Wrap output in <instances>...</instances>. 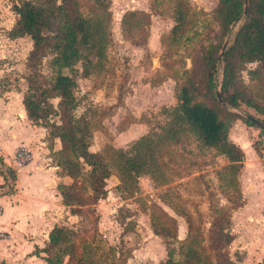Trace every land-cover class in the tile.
Wrapping results in <instances>:
<instances>
[{
	"label": "rangeland",
	"instance_id": "rangeland-1",
	"mask_svg": "<svg viewBox=\"0 0 264 264\" xmlns=\"http://www.w3.org/2000/svg\"><path fill=\"white\" fill-rule=\"evenodd\" d=\"M23 1L36 0H0V36L3 39L8 37L16 20L10 8ZM76 1L83 17L99 14L94 0ZM176 1L110 0L111 18L107 23L110 39L105 58L96 63V57L89 56L92 66L87 68V77H83L81 62L61 70L75 81L73 115L82 116L89 126L90 152L101 153L108 146L128 150L142 137H149L159 161L144 173L153 183L151 193H147L148 187L140 191L136 183L133 192H127L112 172L105 181L106 198L95 204L91 203L87 184L90 168L80 161V176L74 182V190L88 204L81 207V217L70 216L67 209L66 214L60 216V224L76 234L74 250L62 264H158L167 258L169 249L187 237L188 220L193 235L206 241L205 252L211 255L214 264V252L207 242L212 206L230 211L227 232L232 241L226 248L228 258L235 264H264V192L262 195H258V191L255 193L250 176L244 172L245 187L239 183L242 204L238 206L237 193L233 188L228 189L222 180L224 177L220 179L218 175L226 165L224 158L214 149L201 146L196 135L187 128L174 136L167 131L174 125L172 110L177 106L175 93L183 83L182 72L191 68L192 61L206 47L210 48L220 39L219 25L213 15L218 0H186L196 25L189 38L173 40L170 30L174 25L172 14ZM129 11L140 13L142 22L140 28L127 33L123 30L122 18ZM237 29L238 25L231 31L230 40ZM16 40L13 45L5 42L8 63L16 67L9 72L7 84L10 89L24 86L25 94L30 74L27 56L32 41L29 37ZM43 53L38 75L41 84L46 86L53 73L50 67L53 55L48 48ZM254 67L255 64H247L241 79L251 98L264 104V89L247 74ZM12 73L18 77L13 78ZM220 75L218 71L217 79ZM58 101V98H50L46 102L51 109L44 106L47 112L51 111L48 120L56 124H60L62 117ZM242 107L245 111H232L259 120L263 118L255 109ZM244 127L247 132L241 140L245 138L256 150L258 171L255 174L264 181L261 160L264 134L255 126L245 124ZM49 157L55 164L51 154ZM253 158L248 153L247 161ZM8 164L10 160L6 166ZM166 241L172 246L168 248ZM173 259L180 258L175 254Z\"/></svg>",
	"mask_w": 264,
	"mask_h": 264
},
{
	"label": "trees",
	"instance_id": "trees-1",
	"mask_svg": "<svg viewBox=\"0 0 264 264\" xmlns=\"http://www.w3.org/2000/svg\"><path fill=\"white\" fill-rule=\"evenodd\" d=\"M94 1L99 14L87 18L81 15L76 0H61L59 4L57 0L23 1L10 8L16 15V20L8 33L10 39L29 37L32 41V49L27 56V67L30 70L27 77L28 91L24 94L22 103L28 120L33 125L48 129L50 154L55 166L60 168L59 176H68L73 180L70 186L58 182L57 190L62 197V203L70 208L71 214L80 217V207L88 204L82 201L74 190V182L80 176V161L90 168L87 184L91 191L92 204L106 198L105 181L112 172L116 174L122 189L133 192L135 178L149 172L150 168L159 162L149 137H142L128 150L108 146L101 153L90 152L89 126L82 116L76 118L73 115L75 99L72 90L75 81L61 70L70 69L81 62L84 67L83 77L89 76L87 68L92 66L89 56L96 57V63H100L105 58L110 39L107 24L111 18L110 0ZM176 2L172 14L174 25L170 35L173 40H183L189 38L196 21L192 19L193 15L186 0ZM243 10L244 0H218L213 15L219 25V42L210 48L206 47L192 61L191 68H185L182 72L183 83L175 93L177 106L172 110L174 125L180 128L176 129L171 125L167 130L174 136L187 128L196 135L201 146L214 149L218 155L228 159L230 164L220 169L218 175L220 179L224 177L222 180L228 189L233 188L237 193L240 200L238 206L242 201L236 176L242 167L244 154L228 139V131L236 120H241L248 126L254 125L232 109L245 111L243 105L253 108L263 116L260 121L264 123V104L251 98L241 79L244 67L247 64H255L247 74L250 80L257 82L264 89V0H248L245 15ZM140 15L136 11L127 12L122 18L123 30L129 33L140 28ZM237 20L238 29L231 37L221 60L220 93L225 108L216 99V76L220 71L219 54L223 38ZM45 48L53 55L50 61L53 73L49 83L43 86L39 79L38 67ZM50 98L59 99L57 107L62 115L60 124L48 120L51 111L47 112L44 106L51 109L46 102ZM260 132L264 134V131ZM55 140L60 142L58 151H53ZM0 173L4 174L1 171ZM211 210L213 218L207 242L214 252V264H235L226 253V248L232 241L227 232L230 211L217 206H212ZM192 231L191 221L188 220L187 237L177 242L175 248L169 249L167 258L158 264H212L211 255L205 252L206 241H200ZM75 236V232L68 228L54 227L49 233L48 242L40 251L45 254V264H62L64 258L70 256L74 250ZM166 244L168 248L172 246L169 241H166ZM36 253L38 254V251ZM175 254L180 259H173Z\"/></svg>",
	"mask_w": 264,
	"mask_h": 264
},
{
	"label": "crops",
	"instance_id": "crops-1",
	"mask_svg": "<svg viewBox=\"0 0 264 264\" xmlns=\"http://www.w3.org/2000/svg\"><path fill=\"white\" fill-rule=\"evenodd\" d=\"M0 37V160L5 166L10 160L6 167L15 177L11 190L0 195V233L7 236L0 239V264H45L44 253L40 251L48 242L50 231L54 227H65L60 224V216L66 214V209L70 216H77L62 203L57 190L58 182L68 186L73 180L68 176L60 177V168L52 164L47 129L28 120L22 103L25 87L10 89L7 84L9 72L16 67L8 63L6 43L13 45L16 39L21 38ZM11 76L18 77L16 73ZM244 126L243 121L236 120L228 131V139L244 154L242 167L236 176L238 190L241 195L240 184L245 187L242 175L246 172L255 193L258 191V195H262L264 181L255 174L258 171L257 152L251 142L245 138L241 140L247 132ZM54 144L53 151H58L59 140H55ZM20 147L26 148L31 155L24 165H18L14 158ZM248 153L254 156L250 161H247ZM222 157L226 161L224 167L228 166V159ZM7 182L6 174L0 173V189Z\"/></svg>",
	"mask_w": 264,
	"mask_h": 264
},
{
	"label": "water",
	"instance_id": "water-1",
	"mask_svg": "<svg viewBox=\"0 0 264 264\" xmlns=\"http://www.w3.org/2000/svg\"><path fill=\"white\" fill-rule=\"evenodd\" d=\"M247 6H248V0H244L243 15L246 14ZM238 23H239V20H237L236 22H234L232 24V26L230 27V31L227 35V38L225 39V41L221 47V51L219 54L220 73L222 71V63H221L222 61L221 60H222V57H223V55H224V53H225V51L229 45L231 31L235 29V27L238 25ZM221 86H222V76L220 75V78L218 79V82H217L215 95H216V99L220 103V105L222 107L226 108V105H225L224 101L222 100L221 93H220ZM241 115L248 122H250L252 125L257 127L259 130L264 131V123L262 121H260L259 119L255 118L249 114L241 113ZM0 171L4 172L8 178V182H7L6 186L3 189H0V195H4V194L8 193V191L11 190L15 177H14V174L12 173V171L9 168H7L5 165H3L2 163H0Z\"/></svg>",
	"mask_w": 264,
	"mask_h": 264
},
{
	"label": "built area",
	"instance_id": "built-area-1",
	"mask_svg": "<svg viewBox=\"0 0 264 264\" xmlns=\"http://www.w3.org/2000/svg\"><path fill=\"white\" fill-rule=\"evenodd\" d=\"M14 158H15L16 162L18 163V165H24L27 162H29V160L31 159V155H30V152L26 148L20 147L16 151ZM261 160L264 164V155L261 157ZM135 181H136V185L138 186L140 191H144L145 187L146 188L148 187L147 193H151L154 189L151 179L146 175H138L135 178ZM5 238H7V236L4 235L3 233H0V239H5Z\"/></svg>",
	"mask_w": 264,
	"mask_h": 264
}]
</instances>
